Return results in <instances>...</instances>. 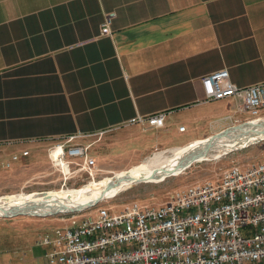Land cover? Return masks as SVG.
<instances>
[{
	"label": "crops",
	"instance_id": "0c3cea01",
	"mask_svg": "<svg viewBox=\"0 0 264 264\" xmlns=\"http://www.w3.org/2000/svg\"><path fill=\"white\" fill-rule=\"evenodd\" d=\"M221 68L264 80V0H0V164L77 132L118 130L142 152L206 139L218 108L234 109L206 100L201 77ZM156 112L164 125L130 122ZM20 160L0 171V196L27 182Z\"/></svg>",
	"mask_w": 264,
	"mask_h": 264
},
{
	"label": "built area",
	"instance_id": "2783aa9c",
	"mask_svg": "<svg viewBox=\"0 0 264 264\" xmlns=\"http://www.w3.org/2000/svg\"><path fill=\"white\" fill-rule=\"evenodd\" d=\"M112 17L105 14L103 34L111 31ZM201 81L206 100L231 99L235 113L247 112L250 119L264 116V80L238 85L221 68ZM164 120L165 113L156 112L130 122L162 126ZM87 134L65 135L49 145L52 165L64 180L75 170L93 175L96 159L89 144L75 141ZM29 153L28 148L13 152L3 166ZM242 227L255 231L246 235ZM36 243L46 246L44 264H264V159L233 163L217 180L193 182L163 203L134 201L120 211L99 206L83 219L44 231Z\"/></svg>",
	"mask_w": 264,
	"mask_h": 264
},
{
	"label": "rangeland",
	"instance_id": "374dc122",
	"mask_svg": "<svg viewBox=\"0 0 264 264\" xmlns=\"http://www.w3.org/2000/svg\"><path fill=\"white\" fill-rule=\"evenodd\" d=\"M226 100L227 98L220 99L217 103H213V106ZM218 109L220 112L216 116L220 117L219 115L224 112V109L222 107ZM232 110V118L223 120L219 124L216 121L211 122L212 128L208 131H203L201 133L202 136L199 138H207L231 127L239 126L245 121L255 120L254 118L250 119L251 116L247 112L239 114L235 113L234 109ZM260 118L263 119L262 117ZM148 128L151 127L148 126ZM128 133L130 134V132ZM124 135L127 134L120 135V131L113 130L77 137L75 141L89 144V153L95 157L96 164L93 168V175L85 170H75L73 176L67 180L63 179L61 173L52 165L51 160L47 157L48 147L52 143L49 145L40 144L39 146H44L46 156H36L32 159L27 156L17 164L19 168L24 169L28 173L27 182L21 187L14 188L12 186L7 188L12 193L7 192V194L0 197L12 194H35V190L58 192L61 190L78 189L92 182L109 178L115 172L119 173L122 170H129L134 164L135 166L140 164L144 159L154 155L156 152L172 148L154 146L150 150L143 149L146 151L142 152L141 146L136 141ZM189 136H192L191 131L187 130L181 133L177 141L185 140ZM19 146L22 148L23 143H19ZM230 151L221 154L222 156L210 155L206 159L194 161L178 174H173L172 172L184 168L186 164L176 166L172 171H164L159 175H154V177H150L148 180L134 182L115 195L105 197L86 208L81 207L82 209L58 211L47 215L28 213L0 215V264H29V260L43 256L46 246L39 245L36 241L44 231L69 223L74 218L83 219L88 212L96 210L99 206H108L112 210L120 211L134 201H138L141 204L163 203L177 189L183 188L193 182L217 180L223 170L233 163L246 165L264 159V138L242 148ZM14 163L16 161L9 168ZM5 168L8 167H3L0 164V171L9 170ZM91 179L94 180L91 181ZM254 231L255 228L242 227V232L246 235H252Z\"/></svg>",
	"mask_w": 264,
	"mask_h": 264
},
{
	"label": "bare ground",
	"instance_id": "6f19581e",
	"mask_svg": "<svg viewBox=\"0 0 264 264\" xmlns=\"http://www.w3.org/2000/svg\"><path fill=\"white\" fill-rule=\"evenodd\" d=\"M258 118L245 121L239 126L231 127L206 139L195 140L184 147H173L156 152L129 170L78 189L48 191L45 194L2 196L0 197V215L16 212L47 215L81 208L100 196H113L134 182L148 180L154 175L172 171L176 166L186 164L184 168L172 172L178 174L188 167L189 163L206 159L210 155H221L224 150L264 136V117L262 116L263 119Z\"/></svg>",
	"mask_w": 264,
	"mask_h": 264
},
{
	"label": "water",
	"instance_id": "95a60500",
	"mask_svg": "<svg viewBox=\"0 0 264 264\" xmlns=\"http://www.w3.org/2000/svg\"><path fill=\"white\" fill-rule=\"evenodd\" d=\"M263 138H264V136H262V137H258V138H256V139H254V140H252V141H248V142H246V143H244V144H242V145H240V146L231 147V148H229V149H227V150H224V153H227L228 151L233 150V149L242 148V147H244V146H246V145H248V144H250V143H252V142L258 141V140L263 139ZM190 164H191V163H189V165H190ZM47 191H48V190H35V193H36V194H41V193H42V194H45V193H47ZM105 197H106L105 195L100 196V197L96 198L95 200L88 202V203H87L84 207H82V208H86V207H88V206H91V205L97 203L99 200H101V199H103V198H105ZM82 208H77V209H82ZM73 210H74V209H73ZM13 214H17V212H16V213H13ZM13 214H5V215H3V216H6V215H13Z\"/></svg>",
	"mask_w": 264,
	"mask_h": 264
}]
</instances>
